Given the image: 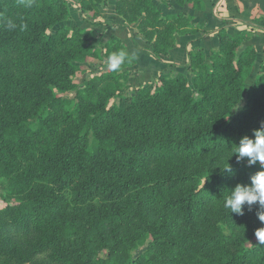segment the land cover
I'll list each match as a JSON object with an SVG mask.
<instances>
[{
  "label": "trees",
  "instance_id": "1",
  "mask_svg": "<svg viewBox=\"0 0 264 264\" xmlns=\"http://www.w3.org/2000/svg\"><path fill=\"white\" fill-rule=\"evenodd\" d=\"M77 2L82 13L94 16L106 4ZM174 2L204 8L202 0ZM114 11L126 25L136 24L155 60L169 55L176 36L201 31L188 14L163 15L153 0H115ZM69 16L66 0H0V178L8 181L7 196L17 200L0 212V264H35L27 241L35 237L42 246L73 233V217L61 221L53 215L61 193L71 205L93 202L91 229L121 227L132 216L146 215L143 209L153 210L161 222L154 221L157 229L148 226L146 235L152 250L167 252L174 223L192 224L212 201L223 200L236 184H250L262 170L247 158L237 162L235 154L228 160L231 171H221L227 161L220 169L179 165L212 151L233 153L240 138H254L253 130L264 122V48L259 75L243 105L230 114L244 100L257 59L255 47L243 45L249 39L245 31L231 36L220 29L215 49L189 50L184 68L190 77L160 73L127 95L130 56L119 72L108 68L82 87L73 82L97 53L88 43L92 31L61 25ZM121 49L126 51L125 44L111 36L104 54ZM258 211L264 209L247 212L253 230L262 226ZM218 264H264V245L235 240Z\"/></svg>",
  "mask_w": 264,
  "mask_h": 264
},
{
  "label": "rangeland",
  "instance_id": "2",
  "mask_svg": "<svg viewBox=\"0 0 264 264\" xmlns=\"http://www.w3.org/2000/svg\"><path fill=\"white\" fill-rule=\"evenodd\" d=\"M66 1L70 11V18L61 22V25L69 26L70 28L78 26L81 29L92 31L93 34L88 38V43L97 53V57L88 58L87 62L82 64L81 69L72 76V80L77 87H82L86 80L108 70V58L104 54L105 43L108 42L111 36L117 37L124 43L121 38L110 33V30L112 31L113 28H118V26L121 25L110 22L106 18L108 15H116L114 11L115 0H106L105 5H100L98 16H94L92 11L82 13L77 2L78 0ZM153 1L163 15L179 14L184 12L183 9L187 8L194 10L187 4L178 6L175 4L174 0H167L164 2L160 0ZM174 8L181 11L170 13V10ZM184 13L189 15L188 12ZM256 13H259L258 10H256L254 16ZM189 16L191 17V15ZM97 23H102V25H97ZM105 24H112L114 27L105 28ZM192 24L201 29L200 25L193 22ZM123 25L129 30L132 29L130 32L131 37L138 38L140 42L149 46L150 53L151 45L148 44L138 32L136 24L126 25L123 21ZM252 30L253 29L240 30L245 31L249 38L243 43L244 46H254L250 43ZM235 34L236 33L230 35L233 36ZM263 48L258 49L255 47L257 59L250 75L245 81L243 93L244 100L239 104L237 110H234V106L230 113L231 115H234L243 105L251 83L255 77L259 75L258 70L262 63ZM129 56L133 58L131 55ZM133 60L134 61L125 68L129 73L127 75V88L125 91L127 95H131L134 89L138 87L148 83H154L160 73L169 74L170 76L178 74L160 71L155 77H142L140 76V70L134 58ZM184 74L190 77L186 71ZM64 96L71 97L72 94L66 93ZM116 102L117 99L112 101V103ZM232 154V152L227 150L212 151L194 161L182 159L179 161V165L185 169H191L193 166L198 167L201 165L219 167L222 163L233 158L234 154ZM7 183L8 181L0 178V212L7 206L17 202L16 198L7 196L5 189ZM93 206L94 204L91 200L87 202H81L80 200L71 205L67 202L64 194L61 193L60 199L57 200L53 208V215L61 221L65 220L66 217H73V233L68 237L57 238L55 241L50 239L49 242H46L42 246H37L35 237H33L31 241H27L25 248L33 251L31 256L32 261L35 264H116L117 262L118 264L120 262H126L128 264H218L226 252H230L235 248V240L241 241L246 245L257 241L254 236L255 230H253V227L250 225L254 224L249 222L247 212L258 209L260 207L258 204H254L251 210L245 206L244 214L236 215L235 213L229 214V209L224 207V199L218 202L212 201L209 207L206 208L192 224L186 226L174 223V225L169 228L170 238L174 243L169 246L167 252L158 249L152 250V239L146 235L147 229L154 227L156 229L158 228V226L154 225V221H157V215H154L153 210L143 209L147 212L146 215L142 218L132 216L124 222L118 223L121 227L115 225L116 228H113L112 224H106L99 228L91 229L87 221L96 210ZM159 221L160 220L157 221V224ZM218 233L223 237L219 236V238H217L216 235ZM33 236H36V234ZM96 236H98V238ZM15 238L16 237L10 238V242L5 244L7 250L16 242ZM83 239L87 240L86 248H82L81 243ZM104 239H108V241L102 244V240ZM73 253L76 254V257L72 256ZM253 262L255 263L256 260H253Z\"/></svg>",
  "mask_w": 264,
  "mask_h": 264
},
{
  "label": "crops",
  "instance_id": "3",
  "mask_svg": "<svg viewBox=\"0 0 264 264\" xmlns=\"http://www.w3.org/2000/svg\"><path fill=\"white\" fill-rule=\"evenodd\" d=\"M204 9L194 11L183 9L192 17V22L201 26V31L193 35L177 36L176 47L167 57L155 60L149 53V46L131 37L123 21L117 15H108L106 18L113 23L120 24L118 28L110 30L121 38L140 70L142 77H155L160 71L172 73H184V65L187 62V52L202 48L206 53L217 46V31L225 29L228 34H234L242 29L251 30L250 43L256 48L264 46V0H203ZM172 8V7H171ZM256 10L259 13H256ZM172 9L170 13L180 12Z\"/></svg>",
  "mask_w": 264,
  "mask_h": 264
},
{
  "label": "clouds",
  "instance_id": "4",
  "mask_svg": "<svg viewBox=\"0 0 264 264\" xmlns=\"http://www.w3.org/2000/svg\"><path fill=\"white\" fill-rule=\"evenodd\" d=\"M9 27L14 28L15 25L9 21ZM128 60L129 54L121 49L113 52L108 57L107 66L109 70L119 72ZM238 107L239 104L237 103L234 110H237ZM253 137H241L239 144L235 145L233 154H235L237 162L244 158H247L248 165H255L259 162L262 170L257 171L250 177V184H236L234 188L227 190L228 194L224 198V207L229 209V214L243 215L245 206L251 210L254 204H258L261 209H264V122H262L260 128L253 130ZM227 165L221 171H231L228 161ZM257 218L262 226L255 229L254 236L260 244L264 245V211H258Z\"/></svg>",
  "mask_w": 264,
  "mask_h": 264
}]
</instances>
